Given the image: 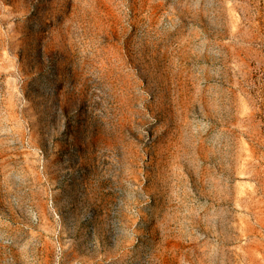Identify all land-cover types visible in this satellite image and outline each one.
Wrapping results in <instances>:
<instances>
[{"label":"rangeland","instance_id":"obj_1","mask_svg":"<svg viewBox=\"0 0 264 264\" xmlns=\"http://www.w3.org/2000/svg\"><path fill=\"white\" fill-rule=\"evenodd\" d=\"M0 264H264V0H0Z\"/></svg>","mask_w":264,"mask_h":264}]
</instances>
